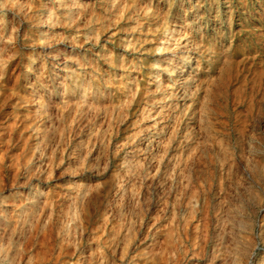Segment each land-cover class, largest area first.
Returning a JSON list of instances; mask_svg holds the SVG:
<instances>
[{
  "label": "rangeland",
  "instance_id": "rangeland-1",
  "mask_svg": "<svg viewBox=\"0 0 264 264\" xmlns=\"http://www.w3.org/2000/svg\"><path fill=\"white\" fill-rule=\"evenodd\" d=\"M2 45L0 264H264V0H0ZM78 59L109 93L103 147L61 117L30 169L28 69Z\"/></svg>",
  "mask_w": 264,
  "mask_h": 264
},
{
  "label": "bare ground",
  "instance_id": "bare-ground-1",
  "mask_svg": "<svg viewBox=\"0 0 264 264\" xmlns=\"http://www.w3.org/2000/svg\"><path fill=\"white\" fill-rule=\"evenodd\" d=\"M14 57L15 55L12 52L11 48H8L6 46L0 47V71L5 70L9 60ZM192 58L193 57L191 56V58L187 61V64H191L193 62L194 58ZM92 65L93 62L91 60H74L71 62V64L69 63V65H65L64 68L61 69L62 71H54L55 74L50 78L44 75L45 66L33 60L28 69L27 80L30 81L33 77L38 79L40 85L42 87H45L47 95V97L45 98H47V101L45 104L44 102H41L39 100V97L37 96L38 90L34 85L30 87L31 92L34 94V98L31 103L36 109L38 113L37 115H39V117H41L42 110L43 108H45L46 112L48 113V115L46 114L48 117V123L44 126V128L35 130L37 132V137L34 144L35 152L32 153L33 159L28 168L33 169L39 165V157L42 151L47 152L49 150L53 151L57 149V145L62 139V131L65 130V125L63 126L62 123L60 124L61 117H68L72 120L69 130V132L71 133H78L81 128L84 129L91 123L99 124V143L101 142V148L103 147L102 144L104 143V136L106 135L105 132L112 119V106L110 105V108L106 107V100H108L109 97V93L107 92V90H105L103 87H94V85L86 78L87 73H85V71ZM81 72L84 74L81 76L78 75V73L81 74ZM189 73L190 71L187 66H184L180 76L186 77V75ZM68 82H71V85H68ZM52 87L58 88V92L56 93V95L53 93ZM179 87L180 85L178 86V88ZM57 101L61 104L60 108L56 107ZM100 107H103V109H105L102 114L98 113ZM61 128L63 129L61 130ZM60 130L61 135H57ZM30 202L31 203L28 207H26V209H31L35 205L34 201ZM2 212L3 211H0V218L6 217L5 214H3L4 212Z\"/></svg>",
  "mask_w": 264,
  "mask_h": 264
}]
</instances>
